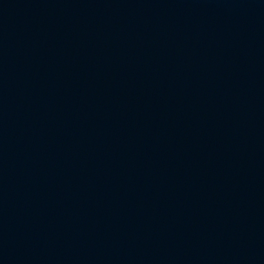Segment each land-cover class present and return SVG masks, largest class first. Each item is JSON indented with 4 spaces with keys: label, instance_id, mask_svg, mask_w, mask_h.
<instances>
[{
    "label": "water",
    "instance_id": "95a60500",
    "mask_svg": "<svg viewBox=\"0 0 264 264\" xmlns=\"http://www.w3.org/2000/svg\"><path fill=\"white\" fill-rule=\"evenodd\" d=\"M0 264H264V0H0Z\"/></svg>",
    "mask_w": 264,
    "mask_h": 264
}]
</instances>
